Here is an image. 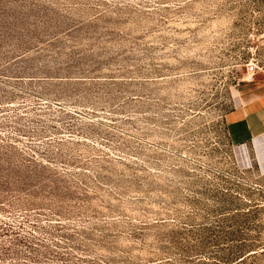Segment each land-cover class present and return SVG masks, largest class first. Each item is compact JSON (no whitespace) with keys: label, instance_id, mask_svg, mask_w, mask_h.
Here are the masks:
<instances>
[{"label":"rangeland","instance_id":"obj_1","mask_svg":"<svg viewBox=\"0 0 264 264\" xmlns=\"http://www.w3.org/2000/svg\"><path fill=\"white\" fill-rule=\"evenodd\" d=\"M257 81L264 0H0V264H264Z\"/></svg>","mask_w":264,"mask_h":264},{"label":"crops","instance_id":"obj_2","mask_svg":"<svg viewBox=\"0 0 264 264\" xmlns=\"http://www.w3.org/2000/svg\"><path fill=\"white\" fill-rule=\"evenodd\" d=\"M228 135L233 144L254 143L260 166L264 168V83L257 81L240 97L238 106L226 115Z\"/></svg>","mask_w":264,"mask_h":264},{"label":"built area","instance_id":"obj_3","mask_svg":"<svg viewBox=\"0 0 264 264\" xmlns=\"http://www.w3.org/2000/svg\"><path fill=\"white\" fill-rule=\"evenodd\" d=\"M258 68L259 67L257 63L250 62L247 65L246 73L243 77V81H245L246 83H253L255 81L254 75L256 74Z\"/></svg>","mask_w":264,"mask_h":264},{"label":"trees","instance_id":"obj_4","mask_svg":"<svg viewBox=\"0 0 264 264\" xmlns=\"http://www.w3.org/2000/svg\"><path fill=\"white\" fill-rule=\"evenodd\" d=\"M257 251L258 250H253L252 252L250 251V252H247V253H239L238 255H237V259H240L239 261H242V260H244L247 256H250V255H254V254H256L257 253ZM236 260V259H235ZM234 260V261H235ZM219 262H221V261H218V263ZM223 263H224V261H223ZM229 264H232V263H229Z\"/></svg>","mask_w":264,"mask_h":264}]
</instances>
